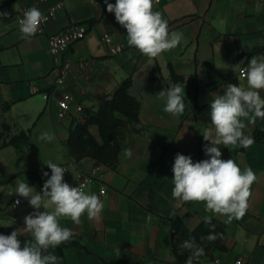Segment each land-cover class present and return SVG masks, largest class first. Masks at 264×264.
Instances as JSON below:
<instances>
[{
  "label": "crops",
  "instance_id": "0c3cea01",
  "mask_svg": "<svg viewBox=\"0 0 264 264\" xmlns=\"http://www.w3.org/2000/svg\"><path fill=\"white\" fill-rule=\"evenodd\" d=\"M59 3L63 7L44 25L45 32L25 39L19 24L24 13L33 7L43 12ZM0 11L8 13L0 17V130L7 123L11 137L31 129L22 149L0 148V180L5 181L0 185V226L36 211L13 192L17 183L24 182L42 194L51 176L46 163L52 162L65 168V182L73 187L84 185L85 192L98 195L104 206L99 220H90L86 213L79 225L70 218H59L62 227L82 235L86 246L66 247L63 256L59 247L52 249L59 264H180L172 252L171 219L179 215L194 229L206 217L222 222L226 217L207 210L203 202L176 206L174 160L178 153L193 162L209 159L204 146L211 142L202 134L212 127L210 94H223L229 83L246 87L242 67L252 56H264V0H164L154 11L167 20L170 32L182 33L183 39L155 59L128 45L126 29L107 11L104 0H15L0 6ZM80 22L89 29L68 54L70 71L59 94L69 93L74 101L61 118L52 96L55 65L61 59L50 54L47 34ZM238 42L246 46V52L255 48L256 53L241 58ZM117 47L121 50L114 53ZM173 73L184 79L174 81ZM130 76V93L142 102L140 122L129 126L116 168L98 164L92 157L74 160L66 140L73 116L82 112L76 106L97 107L92 95L112 94ZM176 83L185 85V111L179 116L166 113L165 101L158 95ZM117 116L125 118L121 113ZM244 123L252 135L255 123ZM93 127L97 124L90 125L91 131ZM45 131L55 139L40 140ZM129 148L130 158L123 154ZM220 150L222 159H233L242 170L250 166L258 180L251 186L246 214L226 224L228 250L216 249L213 260L194 264H234L238 258L264 264V143L255 142L246 151L232 146H220ZM17 199L19 205H15Z\"/></svg>",
  "mask_w": 264,
  "mask_h": 264
},
{
  "label": "clouds",
  "instance_id": "9594fccd",
  "mask_svg": "<svg viewBox=\"0 0 264 264\" xmlns=\"http://www.w3.org/2000/svg\"><path fill=\"white\" fill-rule=\"evenodd\" d=\"M107 11L114 13L116 21L126 29L127 43L150 59H155L166 51L177 47L183 34L169 31L167 20L159 11H154V0H116L115 4L104 0ZM8 13L0 11V17ZM46 20L41 11L35 7L24 13L19 21L20 31L25 39L34 36L40 24ZM241 65L244 63L240 62ZM246 87L229 83L223 94L212 93L210 103L211 126L202 134L211 146H204L209 159L193 162L190 156L177 154L172 167V196L177 207L189 202H203L212 213L226 217L225 224L241 219L249 208L252 196L251 186L258 177L250 166L241 167L233 159H222L220 146L249 148L254 139L245 134L247 125L255 123L257 118L264 119V56H252L246 67H242ZM164 99V111L173 116L182 115L185 111V85L176 83L167 91L158 93ZM40 140L51 142L54 135L42 132ZM126 157L132 156V150L125 149ZM51 176L43 184L42 194L28 183L19 182L15 191L19 197L28 200L36 211L24 217L22 232L30 234L31 239L22 242L18 238L21 230L15 229L10 235L0 234V264H59L57 255L49 249H55L73 238V232L62 227L59 218H70L75 224L81 223L86 213L90 220H99L103 203L99 196L88 194L84 185L71 186L64 181L65 168L48 162ZM48 177V172H43ZM10 193L9 195H12ZM47 198L45 202L44 198ZM21 201L17 199L15 205ZM41 208L44 211H39ZM52 208V211H48ZM209 228L201 240L215 241L222 238V233L215 231L211 217L205 218ZM182 248L191 251L185 264H194L205 255L204 248L198 246L195 237L185 240Z\"/></svg>",
  "mask_w": 264,
  "mask_h": 264
},
{
  "label": "trees",
  "instance_id": "16d2710c",
  "mask_svg": "<svg viewBox=\"0 0 264 264\" xmlns=\"http://www.w3.org/2000/svg\"><path fill=\"white\" fill-rule=\"evenodd\" d=\"M239 53L241 58H244L246 54L256 53V49H251L250 52H246V46L238 42ZM151 77L155 78L154 72L151 73ZM174 81H182L184 78L176 73L172 74ZM167 84V83H165ZM132 85V77L124 79L113 91L112 94H94L91 97L98 102L97 107L95 105H84L82 112L78 116H73L72 123L67 137L66 143L70 148V154L74 160H80L84 157H92L96 160V163H103L110 168H116L119 158L118 154L121 149L125 136H121L117 130L121 125L133 126L140 122V111L142 102L137 97L130 93V87ZM117 113H121L125 118L117 116ZM97 124L100 129V136L102 142L91 132L90 125ZM9 131V125L4 124L3 129L0 130V148L8 145L14 146L20 150L28 142L31 136V129H22L19 133L9 137L7 132ZM246 135L251 136L254 139V143H264V119L257 118L255 121V128L252 135L247 131V127L244 130ZM110 147V151H107V147ZM237 151H246L245 148H235ZM5 184V181L0 180V185ZM172 252L176 256L178 263L185 264L187 258L191 255L190 250H186L181 247L182 243L190 237H195L198 246L204 248L205 255L200 258L199 261L194 263H202L205 260L214 259V250H228L224 243L226 234V224L218 219H211L212 224L216 225L215 231L222 233V238H218L215 241L201 240V236H206L209 232V228L205 223V219L202 220L199 225L194 228H188L183 219L179 215H175L172 219ZM24 227V217L16 218L14 222L9 226H0V234L10 235L15 229L21 230V235L18 237L23 245V242L30 240L31 238L22 232ZM69 246H79L86 248L82 243V235L73 233V238L61 244L59 251L63 256V250ZM49 251L52 253V249Z\"/></svg>",
  "mask_w": 264,
  "mask_h": 264
},
{
  "label": "built area",
  "instance_id": "2783aa9c",
  "mask_svg": "<svg viewBox=\"0 0 264 264\" xmlns=\"http://www.w3.org/2000/svg\"><path fill=\"white\" fill-rule=\"evenodd\" d=\"M15 0H0V6L9 4ZM164 3V0H154V8L156 6H160ZM63 7L62 3L53 5L49 7L47 10L41 12L44 17H46V20L43 21L40 24V27L35 35L42 34L45 32V24L49 21H51L57 14L59 10H61ZM88 25L86 23H72L65 27L64 29H61L60 31H57L55 33H49L47 34V46L50 54L57 58H60L61 60L59 62H56L55 65V71L56 74V80H55V87L52 92V96L57 99L58 105H59V112L58 116L63 118L65 117L72 108V102L74 101V97L70 95L69 93H61L59 94V89L63 87L66 83L71 62L68 57L70 49L80 40L84 39L88 33ZM107 42L110 41V38L106 39ZM121 50L120 47H117L113 50L114 53H117ZM246 67V65L244 66ZM241 76L244 77L241 69ZM76 111H82V105L76 106ZM105 192V189L102 190V193ZM234 264H253L251 261L245 260L243 258L236 259Z\"/></svg>",
  "mask_w": 264,
  "mask_h": 264
},
{
  "label": "rangeland",
  "instance_id": "374dc122",
  "mask_svg": "<svg viewBox=\"0 0 264 264\" xmlns=\"http://www.w3.org/2000/svg\"><path fill=\"white\" fill-rule=\"evenodd\" d=\"M94 128V127H93ZM91 130V129H90ZM130 131H131V128H129L128 126H124V125H121L119 127V129L117 130V132L123 137V136H126L128 134H130ZM101 142H102V138L100 136V129L98 128V125L96 128H94L92 131H91ZM107 151H110V147L108 146L107 147Z\"/></svg>",
  "mask_w": 264,
  "mask_h": 264
}]
</instances>
